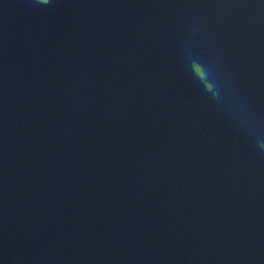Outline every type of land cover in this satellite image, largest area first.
I'll return each mask as SVG.
<instances>
[{
    "label": "water",
    "instance_id": "1",
    "mask_svg": "<svg viewBox=\"0 0 264 264\" xmlns=\"http://www.w3.org/2000/svg\"><path fill=\"white\" fill-rule=\"evenodd\" d=\"M0 264H264V0H0Z\"/></svg>",
    "mask_w": 264,
    "mask_h": 264
}]
</instances>
